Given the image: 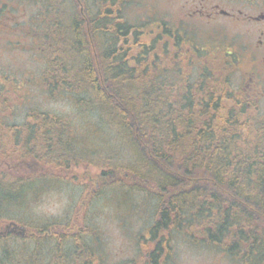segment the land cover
I'll use <instances>...</instances> for the list:
<instances>
[{"label":"trees","instance_id":"1","mask_svg":"<svg viewBox=\"0 0 264 264\" xmlns=\"http://www.w3.org/2000/svg\"><path fill=\"white\" fill-rule=\"evenodd\" d=\"M29 1L38 6L37 33H24L43 63L37 89L67 96L80 118L25 101L31 82L18 77L10 87L12 75L0 72V221L12 217L27 234L19 243L0 235V264H93L98 237L87 220L44 222L30 209L17 219L15 211L49 191H75L67 175L96 160L100 171L89 182L100 190L91 203L113 198L106 188L121 181L157 203L151 236L198 233V242L240 264H264V99L232 85L236 55L199 48L162 20L129 22V0ZM98 124L132 150V161L118 165L83 146ZM162 240L147 262L160 263Z\"/></svg>","mask_w":264,"mask_h":264},{"label":"rangeland","instance_id":"2","mask_svg":"<svg viewBox=\"0 0 264 264\" xmlns=\"http://www.w3.org/2000/svg\"><path fill=\"white\" fill-rule=\"evenodd\" d=\"M25 1L22 3L0 0V72L1 74L12 75L10 80L5 82L10 87L15 85L11 81L16 82L18 77L31 82L32 87L24 91L25 101L46 108L50 113L70 115L76 122L80 115H77L79 113L73 104L67 100V96L63 94L59 96L60 99L58 97L53 99L37 89L43 63L42 59L39 56L36 57L34 52L30 50V45H33V37L25 36L24 33L28 30L37 33L38 29H35V25L38 6L33 5L29 0ZM129 1V5L124 10V18L129 22L135 23L145 17L151 21H155V19L162 20L171 28L178 27L185 31L190 43L199 48L212 49L219 47L222 51L226 50L233 55H236V49L238 52H242L241 49L237 48V44L238 41L242 42L244 40L241 35L247 27L242 26L240 23H238L239 26L233 24L228 17H207L205 15L210 12L214 5L228 12H234L237 9L248 10L243 0ZM12 13L17 17H14ZM16 21L20 24L19 30L15 28L14 23ZM17 41H20V46H18ZM240 58L241 60L234 68L235 74L231 82L236 87L237 85L240 86V78L245 80V72L249 68L246 55L244 59L241 56ZM259 107L260 110L263 109L264 100L259 102ZM19 114L18 117L21 119L22 112L20 111ZM89 119L94 121L92 118ZM85 124L90 126L88 122ZM98 125L102 127L98 129V131L100 130L99 133L92 134L91 132L94 130L88 129L89 131L86 134L88 136L83 146L88 151L96 152L99 155L108 153L114 156V160L118 165H124L132 161L130 159L132 150L130 151L129 148L120 144L118 146L115 143L117 139L111 131L102 124ZM93 129L96 128L93 127ZM91 135L94 137L101 136L105 140L98 141L95 139L92 142ZM91 156L94 159L97 158V155ZM95 162L97 160L84 162L81 166L70 171L71 176L70 174L67 175L69 179L71 178L72 185L76 187L75 191L70 192L67 190L64 193L60 190L49 191L44 195L42 194L40 199H33V206H26L25 203L17 206L18 210L15 211L17 219L27 217L29 215L27 209H30L35 220L41 219L44 222L65 224L73 218V214L77 215L78 222L75 220L78 226L82 224L81 220H87V226L91 228V231L96 232L95 235L92 233L91 236L98 237L94 242L99 255L93 264H147L148 253H150L152 246L162 238L164 239V241L162 240V243L164 242L163 246L166 248L163 255L160 256L162 260L165 259L163 264H240L235 259L230 258L222 248L214 247L211 243L198 242L200 237L198 233L193 238V236L189 237L182 232L169 233L162 230L155 237L151 236L149 230L155 220L154 212L157 203L143 189L128 192L130 189L127 186L124 187V184L118 181L120 186L113 185L106 188L107 191H111L110 195H113V198L103 197L101 199L100 197L91 203L90 201L95 198V193L100 190L89 182L100 171L97 169L99 164ZM117 187H121V189ZM123 187L124 190H122ZM12 210L10 209L7 213V217L13 216L10 215ZM11 219L13 218L11 217ZM11 219L5 218L0 221V232L15 235L19 243L21 238L27 234L24 226L19 224L14 230L12 226L5 228V224L13 221ZM22 228L23 231H20ZM28 249L30 251V248ZM49 250L50 248L44 251L45 254L49 253ZM166 252L167 255L164 256Z\"/></svg>","mask_w":264,"mask_h":264},{"label":"flooded vegetation","instance_id":"3","mask_svg":"<svg viewBox=\"0 0 264 264\" xmlns=\"http://www.w3.org/2000/svg\"><path fill=\"white\" fill-rule=\"evenodd\" d=\"M243 2L248 10L237 9L234 12H228L214 5L205 16L228 17L233 24L235 23L237 26L242 24L247 27L241 35L244 40L238 41L237 44V48L241 49L243 54L236 49V64L241 60L240 56L244 59L245 55L246 62L249 63L248 71L245 72V80L240 78L239 87L244 88L243 91H250L253 95L264 99V0H243ZM238 23L240 24L238 25ZM176 28L178 29V27ZM158 261L161 264L164 263L161 257ZM147 264L152 263L147 262Z\"/></svg>","mask_w":264,"mask_h":264},{"label":"water","instance_id":"4","mask_svg":"<svg viewBox=\"0 0 264 264\" xmlns=\"http://www.w3.org/2000/svg\"><path fill=\"white\" fill-rule=\"evenodd\" d=\"M14 230V229H13Z\"/></svg>","mask_w":264,"mask_h":264}]
</instances>
